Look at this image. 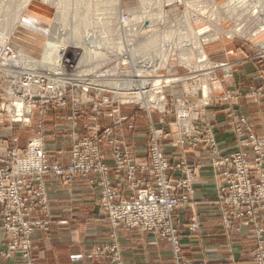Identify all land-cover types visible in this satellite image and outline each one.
Here are the masks:
<instances>
[{
    "label": "rangeland",
    "instance_id": "1",
    "mask_svg": "<svg viewBox=\"0 0 264 264\" xmlns=\"http://www.w3.org/2000/svg\"><path fill=\"white\" fill-rule=\"evenodd\" d=\"M231 1L30 0L28 2L27 0L28 3H26V0H0V114H2L1 110L5 104H13L8 101L11 99L9 94L12 80L11 73L7 72L9 67L5 68L3 65L5 62L1 53L4 49H9L10 55L16 57L17 63L25 62V66L35 74L54 76L60 71L64 75L72 77L73 80H82L79 75L83 72L88 76V83L92 89L87 93L82 91V86L77 81L73 83V86L77 87L71 90L68 99L69 101H81L83 106L78 108L84 109V114L76 113L81 109L71 108L68 105L67 107L52 105L46 113L35 112L30 126L19 125L23 128H33V135L30 137L27 147L32 140L39 138L40 135L46 136L45 124L50 113L64 109L70 111L65 120L71 123L74 130L82 127L83 131H86L85 126L92 128L97 125L102 129L109 127L113 129V137L101 144L102 156L107 164L113 161L111 145L113 141L123 143L130 150L132 159L137 166L151 167L152 161L149 155L151 139L156 134H165L166 137L159 139V143L163 156L170 164V171L174 168H187L188 165L182 161L175 162L176 166L173 167L165 153L167 143H174L176 147L184 150H197L203 147L211 152L210 164L217 176L221 177L217 202L223 217L219 202V189L223 183L224 167H215L214 163H220L223 159L244 151L250 153L249 149L242 145V142L251 136L264 141V137L253 133L247 117L233 111L229 113L228 118L232 121L231 125L237 137L238 151L224 156L217 143L214 126L209 120V115H211L209 112L213 109L240 102L244 98L255 102L264 100V49L262 47L264 29L261 30L264 28V0H246L244 9L238 11V14L243 16L239 19L231 16L232 13L229 11V7L232 6ZM25 4L27 6L29 4V7L17 27V32L20 30L19 35L22 37L14 35L9 39L8 30L13 25L14 19L19 16L20 10L26 7ZM235 15L237 14L235 13ZM238 24H241L240 29L243 27L244 34L242 35L232 32ZM191 27H193L195 35ZM196 34L199 35L198 38L200 34L209 37V40L208 38H206L207 40L202 39V41H207L204 45L205 52L202 58L195 52ZM246 34L256 35L250 38L245 36ZM67 38L82 39L87 50L82 47L83 45L73 46L77 48H73L72 45L65 48L62 45L61 47ZM213 38L215 39L212 40ZM52 46L54 49L59 47L53 56H51L52 51L50 50ZM186 47L191 51L188 55L194 51V58L189 60L188 64L180 61L179 54L175 50ZM58 51L61 53L60 57L55 56ZM85 51L88 54L86 57H84ZM169 53H171L170 58L165 65ZM203 59L204 61H202ZM208 63L212 64L210 68L209 65H206ZM61 65L78 66L81 72L77 71L71 74L66 69L61 70ZM157 81L159 84L156 83ZM167 82H169L168 85ZM98 85L101 87L97 88ZM117 87H121L118 88L119 91H116ZM206 88L209 89L208 96L204 98ZM35 95H38L37 91ZM36 97L37 102L42 100L40 96ZM83 97L89 99L90 104L84 103ZM108 100L107 104L105 101ZM23 105H33V103L26 102ZM117 109H120L123 117L129 119L124 125L118 127L114 126L117 116L110 117L112 112ZM75 114H78L76 125H74L75 121L69 120ZM131 124L135 126L133 131L128 129ZM123 129L129 132L139 131V134L142 135L148 133L146 149L148 161L146 163L136 162L131 146L123 139L115 138V134ZM89 135L91 134L89 133ZM106 144L110 150V163L104 158L103 147ZM170 171L167 175L174 187V195L179 199H188V203L178 207L175 210L177 211L190 204L193 194L194 169L187 168L188 178L178 183L173 182L169 176ZM112 172L114 171L109 172V175ZM122 176L128 185L127 172H124ZM137 176L139 179L141 174ZM180 185L182 186L180 187ZM184 190L188 192V195H176V192ZM36 220L49 222L47 219ZM223 221L226 227L224 217ZM234 221H232L231 227ZM193 228L194 230H192ZM196 230L197 226L193 224L190 231L195 232ZM133 231L156 233L161 237L156 231ZM177 233L179 235L178 231ZM161 239L166 240L162 237ZM171 247L175 264L178 262L184 264L182 263L181 246L178 256L172 244ZM98 249L105 251V254H100L99 257L111 254L113 261L117 264L120 263L121 254L117 247H100ZM98 249L95 255H97Z\"/></svg>",
    "mask_w": 264,
    "mask_h": 264
},
{
    "label": "built area",
    "instance_id": "2",
    "mask_svg": "<svg viewBox=\"0 0 264 264\" xmlns=\"http://www.w3.org/2000/svg\"><path fill=\"white\" fill-rule=\"evenodd\" d=\"M1 54L5 62L3 65L5 68L9 67L7 72L11 73L12 88L9 94L11 99L8 101L13 103L5 104L1 113L6 115L12 124L28 127L35 112L46 113L52 105L54 107L68 105L71 108L81 109L76 113L84 114L85 110L78 108L83 106L81 101L68 99L71 90L77 87L73 86L77 81L82 86V91L87 93L92 89L88 83V76L79 71L78 66L61 65V70L66 69L71 74L81 72L79 78L82 80H73L60 71L54 76L35 74L25 66V62L19 61L16 64L17 59L14 55H10L9 49H4ZM121 87L115 88L116 91ZM36 91L38 95H35ZM36 96H40L42 100L37 102ZM83 98L84 103L90 104L89 99ZM26 102L33 105L24 106ZM105 102L108 104L109 100ZM77 115L69 118L75 121L74 125ZM114 116H117L114 123L117 127L129 120L121 115L120 109L110 115V117ZM84 128L86 134L83 136L77 131L72 132L77 140L71 149L70 162L65 167L50 161V156L45 150L44 134L30 142L23 156H19L15 149L6 158H0V224L11 239L7 246V256L19 254L25 264H33V242L30 236L36 229L45 232L49 230V222L31 218L35 210L45 209L48 205L43 185L46 176L52 175L71 183L77 175L88 177L92 173H98L103 177L100 182L101 203L115 229L123 226L142 232L156 231L173 245L178 256L180 243L174 227L173 213L178 207L188 203V199H179L174 195V187L167 175L171 168L160 150L159 143V139L166 135L159 133L151 139L149 155L152 166L139 167L134 163L130 150L118 141H113L111 144L112 163L105 162L101 144L113 137L111 127L102 129L97 125ZM134 128L133 124L128 126L131 131ZM242 145L249 149L250 153L244 151L225 158L220 163H214L215 167H224L219 202L226 227L230 228L234 220L248 221L254 226L258 246L253 260L256 264H264V227L260 221L261 213L264 214V141L251 136L244 140ZM111 171L117 176L127 172V191L131 193L129 196H123L111 184L109 177L107 178ZM138 174H141L139 179ZM31 179L35 181V185L31 183ZM100 254L104 255L105 251L98 249L96 256L99 257Z\"/></svg>",
    "mask_w": 264,
    "mask_h": 264
},
{
    "label": "crops",
    "instance_id": "3",
    "mask_svg": "<svg viewBox=\"0 0 264 264\" xmlns=\"http://www.w3.org/2000/svg\"><path fill=\"white\" fill-rule=\"evenodd\" d=\"M239 104V106H238ZM232 109H229V108ZM234 109V110H233ZM235 112L249 119V125L257 136L264 137V100L261 102L242 99L223 108L209 112V120L214 126L217 143L224 156L238 151V142L229 113ZM70 111H52L45 124V150L50 161L60 166L70 162L71 149L76 142L72 136L73 127L65 120ZM81 136L86 133L82 127L76 128ZM33 128H23L11 124L0 114V158H6L14 149L23 156ZM132 148L136 162L146 163L148 133L129 132L123 129L115 134ZM165 153L175 162H186L194 169L192 177L193 194L190 204L175 211V227L179 232L184 264H256L253 260L257 248L254 226L248 221H234L232 227L224 226L217 202L218 185L221 177L213 170L208 149L184 150L174 143L166 144ZM104 158L110 163V150L103 147ZM138 160V161H137ZM1 166V165H0ZM186 167L174 168L169 176L174 183L186 180ZM103 177L92 173L88 177L77 175L71 183L52 175L44 178L47 200L45 209L33 212L32 219H47V232L36 229L30 239L33 242V264H117L111 254L96 257L100 247H117L121 254L119 264H175L171 244L156 233H141L120 226L114 229L108 221L101 203L100 182ZM109 180L124 196L127 191L124 176L114 173ZM35 185V181L31 179ZM177 196L188 195L186 190L176 192ZM264 227V215L260 217ZM195 232L190 231L192 225ZM11 242L0 224V264H25L21 255L7 256V246Z\"/></svg>",
    "mask_w": 264,
    "mask_h": 264
},
{
    "label": "bare ground",
    "instance_id": "4",
    "mask_svg": "<svg viewBox=\"0 0 264 264\" xmlns=\"http://www.w3.org/2000/svg\"><path fill=\"white\" fill-rule=\"evenodd\" d=\"M30 0H28V2H29ZM27 2V0H26V3H28ZM189 2V1H188ZM231 7H229V11L232 13H230L231 14V16H233V18H237V19H239V18H242L243 16L241 15V14H238V11H242L243 9H244V6H246V0H232L231 2ZM30 4V3H29ZM29 4H28V6H27V4H25L26 5V7H24V8H22V10H20V14H19V16L16 18V19H14V21L12 22L13 23V25L11 26V28H9V30H8V34H7V36L9 37V39L12 37V36H16V37H22V36H20L19 35V31L17 32V27H18V25L20 24V22H21V19H22V17H23V15L26 13V11H27V9H28V7H29ZM248 4V3H247ZM243 7V8H242ZM235 13L237 14V15H235ZM254 14V13H253ZM253 14H252V16H253ZM232 19V18H231ZM235 19H232V20H235ZM237 21V20H236ZM238 22V21H237ZM234 24H236L235 22H234ZM241 24H244V23H241ZM241 24H238V25H236V28L232 31L234 34H236V35H242V34H244L243 33V27L240 29V27H241ZM191 29H192V32H193V34L195 35V31L193 30V27H191ZM264 28H262L261 30H263ZM260 30V31H261ZM246 33V32H245ZM233 34V35H234ZM222 35V34H221ZM235 35V36H236ZM255 35L256 34H254V36L253 35H245V36H249L250 38H253V37H255ZM199 36V35H198ZM198 36H197V34H196V41H195V43H194V48H195V52H197L198 54H200V56H201V58L202 57H204V45L207 43V41H205V40H207L206 38H208V40H209V37L208 36H201V34H200V37L198 38ZM240 37V36H239ZM205 38V40L204 41H202V39H204ZM232 38H233V36H232ZM215 38H213L212 40H214ZM50 45H52V44H50ZM62 45H64V48L66 47V46H68V45H72V47L73 46H82V47H85V49L87 50V46L85 45V43L83 42V40L82 39H79V38H67V41H64L62 44H61V47H62ZM55 46V45H54ZM262 47H263V49H264V44L262 45ZM73 48H77V47H73ZM188 47H186V48H176L175 50L178 52V54H179V59H180V61L181 62H190L189 60H191V59H193L194 58V51H192V53H191V55H188L191 51H190V48H188ZM193 48V47H192ZM50 50L52 51L51 52V56H53L54 55V53H55V51L56 50H59V47L57 48V49H54V47L52 46L51 48H50ZM61 52H62V50H61ZM170 54L171 53H169V55L167 56V59H166V62H165V65L167 64V62H168V59L170 58ZM196 54V53H195ZM17 55V54H16ZM60 55H61V53H60V51H58V52H56V57H60ZM86 55H88L87 54V52L85 51L84 52V57H86ZM15 57V56H14ZM207 57V56H206ZM205 57V58H206ZM82 59H83V57H82ZM206 60V59H205ZM202 61H204V59L202 60ZM201 61V62H202ZM200 62V61H199ZM198 62V63H199ZM17 63V62H16ZM185 63V64H186ZM187 63V64H188ZM184 64V65H185ZM193 64V63H192ZM147 65V64H146ZM199 65V64H198ZM206 65H209V63L208 64H206ZM210 65H212V64H210ZM210 65H209V68H210ZM154 67V66H153ZM186 67H188L187 65H186ZM208 67V66H207ZM146 68V67H145ZM205 68V67H204ZM213 68V67H212ZM207 69V68H206ZM153 70H155L154 68H153ZM152 70V71H153ZM193 70V69H192ZM211 70H213V69H211ZM216 70V69H215ZM156 72V71H155ZM196 72V71H195ZM201 72V71H200ZM203 72V71H202ZM194 73V72H193ZM213 73H214V71H213ZM198 74V73H197ZM209 76H211V75H209ZM211 80V79H210ZM156 83H158V81L156 82ZM168 83L169 82H167V85H168ZM159 84V83H158ZM156 86H157V84H156ZM159 86V85H158ZM161 86H163V85H161ZM160 86V87H161ZM97 88H100L101 87V85H98V86H96ZM164 87V86H163ZM168 87V86H167ZM101 89H103V88H101ZM138 90V89H137ZM209 89H205L204 90V98H205V96L207 97L208 96V91ZM101 91V90H100ZM173 91V90H172ZM150 92V91H149ZM178 92V91H177ZM149 94V93H148ZM178 94V93H177ZM154 101H156V100H154ZM142 102V101H141ZM157 102V101H156Z\"/></svg>",
    "mask_w": 264,
    "mask_h": 264
}]
</instances>
